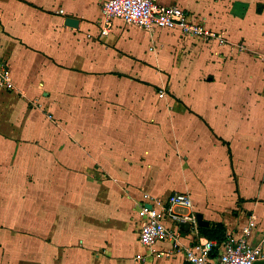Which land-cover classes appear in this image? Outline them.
Returning a JSON list of instances; mask_svg holds the SVG:
<instances>
[{
    "label": "crops",
    "instance_id": "1",
    "mask_svg": "<svg viewBox=\"0 0 264 264\" xmlns=\"http://www.w3.org/2000/svg\"><path fill=\"white\" fill-rule=\"evenodd\" d=\"M104 2L0 0V264H185L170 241L124 254L139 206L174 192L204 240L253 221L258 242L264 0H157L225 44L120 19L103 35Z\"/></svg>",
    "mask_w": 264,
    "mask_h": 264
},
{
    "label": "built area",
    "instance_id": "2",
    "mask_svg": "<svg viewBox=\"0 0 264 264\" xmlns=\"http://www.w3.org/2000/svg\"><path fill=\"white\" fill-rule=\"evenodd\" d=\"M117 19L145 30H178L190 39L226 43L221 34L207 28L204 22L194 19L183 8L162 5L157 0H105L101 33L107 35ZM262 59L264 61V56ZM0 87H13L9 64L2 59ZM193 206L191 196L183 192H174L165 201L143 202L138 209V240L141 245L153 248L159 242L170 241L173 250L186 253L185 264H255L264 260V236L256 243L248 240L255 227L253 221L244 228L240 238L227 236L221 242L204 240L200 236V226ZM186 226L189 227L187 231ZM188 234L194 235V240L185 246L181 240Z\"/></svg>",
    "mask_w": 264,
    "mask_h": 264
},
{
    "label": "rangeland",
    "instance_id": "3",
    "mask_svg": "<svg viewBox=\"0 0 264 264\" xmlns=\"http://www.w3.org/2000/svg\"><path fill=\"white\" fill-rule=\"evenodd\" d=\"M134 230V228H133ZM136 231V230H135ZM137 232V231H136ZM138 241V242H137ZM139 240L138 238H134V237H129L126 241V249L124 251L125 256L129 257L135 254V252H137L140 248H141V243L139 244Z\"/></svg>",
    "mask_w": 264,
    "mask_h": 264
},
{
    "label": "water",
    "instance_id": "4",
    "mask_svg": "<svg viewBox=\"0 0 264 264\" xmlns=\"http://www.w3.org/2000/svg\"><path fill=\"white\" fill-rule=\"evenodd\" d=\"M67 23L69 25H71V26H76L77 21L75 19L69 18L67 20ZM196 216H197V221H198V224H199L200 228L209 227L210 223L203 219V215L202 214L198 213ZM187 229H188V226H187ZM255 264H264V260L258 261Z\"/></svg>",
    "mask_w": 264,
    "mask_h": 264
},
{
    "label": "trees",
    "instance_id": "5",
    "mask_svg": "<svg viewBox=\"0 0 264 264\" xmlns=\"http://www.w3.org/2000/svg\"><path fill=\"white\" fill-rule=\"evenodd\" d=\"M200 230L202 232H204L207 229L203 228V229H200ZM209 238L210 239H215V240H217L219 242L223 241L226 238L225 235H224V233H223V228L222 227H219L218 230L214 233V235L213 236H209Z\"/></svg>",
    "mask_w": 264,
    "mask_h": 264
}]
</instances>
